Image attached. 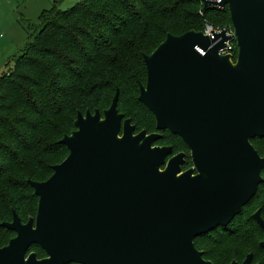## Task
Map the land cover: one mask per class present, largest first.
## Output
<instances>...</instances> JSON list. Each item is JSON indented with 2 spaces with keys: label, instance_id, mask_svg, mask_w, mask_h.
Returning a JSON list of instances; mask_svg holds the SVG:
<instances>
[{
  "label": "water",
  "instance_id": "95a60500",
  "mask_svg": "<svg viewBox=\"0 0 264 264\" xmlns=\"http://www.w3.org/2000/svg\"><path fill=\"white\" fill-rule=\"evenodd\" d=\"M203 1L228 8L234 37L169 34L144 57L139 95L157 131L185 142L194 169L183 172L185 154L154 145L161 134L136 133L118 110L117 89L103 116L78 114L61 140L69 155L52 176L28 181L37 214L23 223L13 210L0 224L16 233L0 264H213L195 240L231 225L264 181V157L252 144L264 139V0ZM233 39L236 64L220 53ZM253 218L264 233L261 209Z\"/></svg>",
  "mask_w": 264,
  "mask_h": 264
},
{
  "label": "trees",
  "instance_id": "16d2710c",
  "mask_svg": "<svg viewBox=\"0 0 264 264\" xmlns=\"http://www.w3.org/2000/svg\"><path fill=\"white\" fill-rule=\"evenodd\" d=\"M60 1L36 24L25 22L27 41L14 70L0 77V224L13 220V210L23 223L36 216L39 199L28 181L52 176L53 167L69 155L61 140L76 129L78 114H103L117 89L118 110L136 132L156 131L148 124L154 115L139 101L140 86L147 82L144 57L169 34L232 23L228 8L205 6L203 0H82L65 11ZM177 143L180 138L166 132L156 145ZM252 144L264 157V139ZM257 200L264 201V181L227 229L195 240L205 260L229 264L253 249L250 232L234 224ZM261 212L264 219V204ZM15 236L0 226V248ZM30 252L46 257L37 245Z\"/></svg>",
  "mask_w": 264,
  "mask_h": 264
},
{
  "label": "rangeland",
  "instance_id": "374dc122",
  "mask_svg": "<svg viewBox=\"0 0 264 264\" xmlns=\"http://www.w3.org/2000/svg\"><path fill=\"white\" fill-rule=\"evenodd\" d=\"M55 1L56 0H0V77L8 71L14 70L15 60L19 56L20 51L27 40V32L24 29L26 25L25 22L28 21L31 24H36L41 13L46 10H50ZM81 1L82 0H61L58 6L61 10L65 11L69 10ZM208 27L213 28V26ZM223 31H225L228 37H234V28L232 23L224 22L216 27L215 32ZM228 43L231 47L228 54L232 56V63L236 64L238 55L236 40L233 39ZM101 115L103 116L104 114L101 113ZM148 124L154 125L156 128L155 119H149ZM142 131L138 130L136 133H140ZM147 134H149V132H147ZM171 146L174 148V156L180 153L188 155L186 161L187 163L186 166L183 167V171L194 169L193 162L190 159L191 153L185 149L184 145L182 143H177L172 144ZM263 202L260 200L255 201L245 210L244 215L236 222V224H234L237 229L250 232L248 236L253 243V249L244 253L241 260H232L229 264L233 262L243 264L247 256L250 254H256L254 264H264V251L260 248V244L264 242V234L253 219V215L262 208L264 204ZM220 253H222V251Z\"/></svg>",
  "mask_w": 264,
  "mask_h": 264
},
{
  "label": "flooded vegetation",
  "instance_id": "af4514ba",
  "mask_svg": "<svg viewBox=\"0 0 264 264\" xmlns=\"http://www.w3.org/2000/svg\"><path fill=\"white\" fill-rule=\"evenodd\" d=\"M166 132H169V131H157V129H156V131L155 132H153V133H159V134H161V135H163L164 133H166ZM170 133V132H169ZM149 134H152V133H149ZM180 138V137H179ZM161 139V138H160ZM159 139V140H160ZM180 140H181V143L184 145V147H185V149L187 150V151H189L190 153H191V151H190V149L187 147V145L185 144V142L180 138ZM158 141V140H157ZM156 141V142H157ZM156 142H155V146H159V145H156ZM159 147H166V146H159ZM168 147H172V146H168ZM172 149H173V153H174V148L172 147ZM191 155V154H190ZM172 156H174L173 154H172ZM187 158H188V155H186L185 154V163H184V165L182 166V170H183V167L184 166H186V161H187ZM190 159L192 160V162H193V159H192V156L190 157ZM194 165V164H193ZM183 172H186V171H183ZM194 174H197V171L195 170V172H194ZM254 219V218H253ZM255 221V220H254ZM256 222V221H255ZM256 224H257V222H256ZM258 225V224H257ZM230 226V225H229ZM228 226V227H229ZM259 226V225H258ZM227 227V228H228ZM260 227V226H259ZM227 228H218L217 230H219V229H227ZM261 229V228H260ZM216 230V231H217ZM261 231H262V229H261ZM262 233H263V231H262ZM264 234V233H263ZM260 248H261V246H260ZM262 249V248H261ZM263 250V249H262ZM264 251V250H263ZM253 255V264L255 263V258H254V254H252Z\"/></svg>",
  "mask_w": 264,
  "mask_h": 264
},
{
  "label": "built area",
  "instance_id": "2783aa9c",
  "mask_svg": "<svg viewBox=\"0 0 264 264\" xmlns=\"http://www.w3.org/2000/svg\"><path fill=\"white\" fill-rule=\"evenodd\" d=\"M215 30H216V29L213 30V28H209V27H207V29H206V31H205L204 33H205L206 35L211 36V38L214 39V37H213L212 34H213V32H215ZM215 33H219V32H215ZM220 41H221V39H220V40H217L216 42H214L213 45H212V47L216 46ZM229 50H231V47L229 46V43H227L226 48H224L223 50H221L220 53H221L222 55H225V54H228V53H229Z\"/></svg>",
  "mask_w": 264,
  "mask_h": 264
},
{
  "label": "crops",
  "instance_id": "0c3cea01",
  "mask_svg": "<svg viewBox=\"0 0 264 264\" xmlns=\"http://www.w3.org/2000/svg\"><path fill=\"white\" fill-rule=\"evenodd\" d=\"M27 41V40H26ZM26 41H25V43H26ZM25 43H24V45H25ZM24 47V46H23Z\"/></svg>",
  "mask_w": 264,
  "mask_h": 264
}]
</instances>
